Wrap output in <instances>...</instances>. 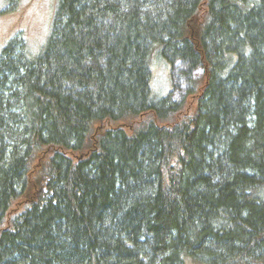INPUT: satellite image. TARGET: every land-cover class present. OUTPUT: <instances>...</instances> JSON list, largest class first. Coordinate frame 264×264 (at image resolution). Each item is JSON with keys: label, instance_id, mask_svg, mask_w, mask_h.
I'll list each match as a JSON object with an SVG mask.
<instances>
[{"label": "trees", "instance_id": "16d2710c", "mask_svg": "<svg viewBox=\"0 0 264 264\" xmlns=\"http://www.w3.org/2000/svg\"><path fill=\"white\" fill-rule=\"evenodd\" d=\"M0 264H264V0H58L10 37Z\"/></svg>", "mask_w": 264, "mask_h": 264}, {"label": "rangeland", "instance_id": "374dc122", "mask_svg": "<svg viewBox=\"0 0 264 264\" xmlns=\"http://www.w3.org/2000/svg\"><path fill=\"white\" fill-rule=\"evenodd\" d=\"M57 1L14 0V5H11L7 0H0V51L15 34H22L29 48L38 50L50 31ZM155 57L158 56H153L151 64L152 97L157 100L171 91L173 98H180L186 89L185 78L176 76L173 80L169 64L160 57L162 62H155ZM201 73V68H198L193 75L201 77Z\"/></svg>", "mask_w": 264, "mask_h": 264}]
</instances>
